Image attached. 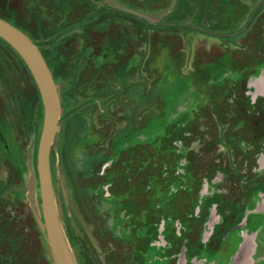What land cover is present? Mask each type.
<instances>
[{
  "label": "rangeland",
  "instance_id": "obj_1",
  "mask_svg": "<svg viewBox=\"0 0 264 264\" xmlns=\"http://www.w3.org/2000/svg\"><path fill=\"white\" fill-rule=\"evenodd\" d=\"M0 15L55 78L50 170L74 264H264V0H0ZM42 124L0 37V264H57Z\"/></svg>",
  "mask_w": 264,
  "mask_h": 264
},
{
  "label": "water",
  "instance_id": "obj_2",
  "mask_svg": "<svg viewBox=\"0 0 264 264\" xmlns=\"http://www.w3.org/2000/svg\"><path fill=\"white\" fill-rule=\"evenodd\" d=\"M0 37L10 44L24 60L35 78L43 103V124L37 150V176L45 233L57 264H74L62 233L50 170V150L58 131L61 102L53 75L38 48L19 29L0 18ZM32 150H28L29 161ZM27 196L32 203L36 190V177L26 182Z\"/></svg>",
  "mask_w": 264,
  "mask_h": 264
},
{
  "label": "trees",
  "instance_id": "obj_3",
  "mask_svg": "<svg viewBox=\"0 0 264 264\" xmlns=\"http://www.w3.org/2000/svg\"><path fill=\"white\" fill-rule=\"evenodd\" d=\"M0 18L1 19H3V20H5L6 22H8V23H10L11 24V22H9L6 18H4L3 16H1L0 15ZM12 25V24H11ZM15 27V26H14ZM21 31V30H20ZM45 59V58H44ZM46 61V60H45ZM46 63H47V61H46ZM47 65H48V63H47ZM49 67V66H48ZM50 69V68H49ZM51 71V70H50ZM53 75V74H52ZM53 78H54V76H53ZM54 80H55V78H54ZM39 239H40V241L44 244V247H45V244H46V241H45V238H44V235H43V233H42V231L39 229ZM47 250H48V246H47Z\"/></svg>",
  "mask_w": 264,
  "mask_h": 264
}]
</instances>
